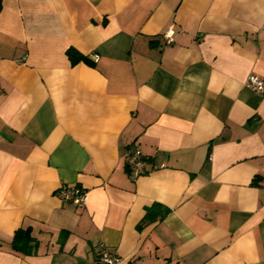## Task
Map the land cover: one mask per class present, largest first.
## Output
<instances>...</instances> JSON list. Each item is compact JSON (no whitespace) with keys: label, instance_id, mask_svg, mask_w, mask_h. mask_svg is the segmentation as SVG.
Instances as JSON below:
<instances>
[{"label":"crops","instance_id":"1","mask_svg":"<svg viewBox=\"0 0 264 264\" xmlns=\"http://www.w3.org/2000/svg\"><path fill=\"white\" fill-rule=\"evenodd\" d=\"M251 73L264 79V0H0V264H102L103 249L117 264H264ZM63 184L87 203L60 200Z\"/></svg>","mask_w":264,"mask_h":264},{"label":"built area","instance_id":"2","mask_svg":"<svg viewBox=\"0 0 264 264\" xmlns=\"http://www.w3.org/2000/svg\"><path fill=\"white\" fill-rule=\"evenodd\" d=\"M173 34V27H170L164 33L163 36L167 44L173 41ZM21 59H25V56ZM245 84L258 93H264V79L258 74H249L245 80ZM125 165L128 174L133 178L147 172L146 157L138 146L130 147L126 150ZM55 194L63 202H70L75 206L82 207L88 201L87 190L79 185H60L56 189ZM98 260L102 264H117L122 259L116 253L103 249L99 254Z\"/></svg>","mask_w":264,"mask_h":264},{"label":"trees","instance_id":"3","mask_svg":"<svg viewBox=\"0 0 264 264\" xmlns=\"http://www.w3.org/2000/svg\"><path fill=\"white\" fill-rule=\"evenodd\" d=\"M68 54L70 55L73 62H77L78 60H85L86 58L82 54H78L73 50H69ZM147 217L144 218V221ZM32 236L29 233L28 229H19L15 232L12 246L16 250L24 251L31 247Z\"/></svg>","mask_w":264,"mask_h":264}]
</instances>
